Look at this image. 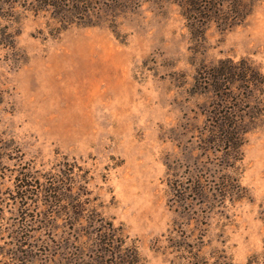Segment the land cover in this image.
Segmentation results:
<instances>
[{
    "label": "rangeland",
    "instance_id": "obj_1",
    "mask_svg": "<svg viewBox=\"0 0 264 264\" xmlns=\"http://www.w3.org/2000/svg\"><path fill=\"white\" fill-rule=\"evenodd\" d=\"M85 6L92 26L59 34L49 13L23 5L14 19L0 17V226L15 218L18 172L44 176L75 163L101 214L145 264L196 255L206 264H264V126L248 135L236 171L244 197L208 215L172 205L165 165L185 174L186 157L198 159L192 130L203 99L191 88L200 66L246 58L264 71V1L243 25L211 24L202 39L166 0ZM34 239L27 249L44 264L36 241L45 237ZM0 264L12 263L0 256Z\"/></svg>",
    "mask_w": 264,
    "mask_h": 264
},
{
    "label": "trees",
    "instance_id": "obj_2",
    "mask_svg": "<svg viewBox=\"0 0 264 264\" xmlns=\"http://www.w3.org/2000/svg\"><path fill=\"white\" fill-rule=\"evenodd\" d=\"M90 1L0 0V17L14 19L16 9L23 5L33 15L49 13L59 34L72 25L92 26L86 21L85 5ZM166 1L179 8L190 33L202 39L211 24L222 31L243 25L264 0ZM191 90L203 99L199 107L202 122L192 130L198 159L186 157L192 162L185 174L169 161L165 165L172 205L195 218L200 212L210 214L218 202L225 208L226 202L244 197L236 171L248 135L264 126V71L246 58L220 59L200 66ZM12 193L15 218L0 226V256L6 261L36 264L38 258L31 255L33 248L28 250L27 244L39 235L45 237L36 241L46 254L44 264H145L123 228L101 214L86 173L75 163L57 164L44 176L31 169L18 172ZM29 212L34 215L28 217ZM188 262L206 264L197 255Z\"/></svg>",
    "mask_w": 264,
    "mask_h": 264
}]
</instances>
